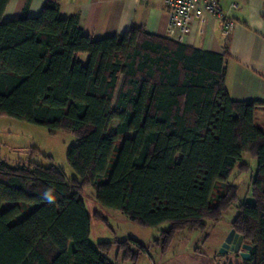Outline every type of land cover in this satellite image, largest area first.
I'll return each mask as SVG.
<instances>
[{
    "label": "trees",
    "instance_id": "1",
    "mask_svg": "<svg viewBox=\"0 0 264 264\" xmlns=\"http://www.w3.org/2000/svg\"><path fill=\"white\" fill-rule=\"evenodd\" d=\"M9 1L0 0V115L71 132L66 159L79 180L0 160V264H113V246L135 261L145 248L132 239L89 244L87 186L139 226L169 223L153 243L164 253L177 233L201 232L237 204L226 183L237 164L248 169L243 154L257 170L230 229L251 246L243 264H264V100L229 98L225 54L142 27L92 41L54 1L2 22Z\"/></svg>",
    "mask_w": 264,
    "mask_h": 264
},
{
    "label": "crops",
    "instance_id": "2",
    "mask_svg": "<svg viewBox=\"0 0 264 264\" xmlns=\"http://www.w3.org/2000/svg\"><path fill=\"white\" fill-rule=\"evenodd\" d=\"M47 1L58 4L60 18L78 16L83 34L92 41L118 36L138 27L167 37L163 0H10L1 21H11L23 14L36 17ZM218 2L234 22L232 30L224 34L222 22L207 14L201 21L189 24L184 45L225 54L224 85L232 101H263L264 0ZM79 59L85 64L87 57L81 55Z\"/></svg>",
    "mask_w": 264,
    "mask_h": 264
},
{
    "label": "rangeland",
    "instance_id": "3",
    "mask_svg": "<svg viewBox=\"0 0 264 264\" xmlns=\"http://www.w3.org/2000/svg\"><path fill=\"white\" fill-rule=\"evenodd\" d=\"M75 142L71 132L49 131L0 115V160L10 167L31 162L60 169L67 181L79 180L66 159L67 151ZM241 161L247 164L248 169L242 172L245 166L239 169L237 164L226 183L237 188V204L224 212L218 222L207 221L201 232L177 233L164 253L153 243L159 239L161 232L169 229V223L156 228L139 226L121 212L101 207L95 200L92 186L83 188L80 198L91 215L89 244L95 247L99 243H121L132 239L145 248L135 261H123L122 253H118L113 246L107 257L113 264H243L238 255L226 257L218 254L222 239L237 214L236 205L251 201L250 181L256 173L257 161L247 154L242 155ZM224 184L217 185L212 202L222 193ZM95 211L105 220L93 216Z\"/></svg>",
    "mask_w": 264,
    "mask_h": 264
},
{
    "label": "built area",
    "instance_id": "4",
    "mask_svg": "<svg viewBox=\"0 0 264 264\" xmlns=\"http://www.w3.org/2000/svg\"><path fill=\"white\" fill-rule=\"evenodd\" d=\"M166 12V34L169 39L184 44L189 24L211 15L222 22L224 34L230 32L234 22L221 9L218 0H163ZM236 8V5H231Z\"/></svg>",
    "mask_w": 264,
    "mask_h": 264
},
{
    "label": "water",
    "instance_id": "5",
    "mask_svg": "<svg viewBox=\"0 0 264 264\" xmlns=\"http://www.w3.org/2000/svg\"><path fill=\"white\" fill-rule=\"evenodd\" d=\"M251 246L243 240V236L230 229L223 239L218 250L219 255L227 253L238 254L243 261H249Z\"/></svg>",
    "mask_w": 264,
    "mask_h": 264
},
{
    "label": "flooded vegetation",
    "instance_id": "6",
    "mask_svg": "<svg viewBox=\"0 0 264 264\" xmlns=\"http://www.w3.org/2000/svg\"><path fill=\"white\" fill-rule=\"evenodd\" d=\"M225 238V237H224ZM223 241V240H222ZM222 243V242H221ZM221 245V244H220ZM238 255V254H235V253H227V254H225V255ZM239 256V255H238Z\"/></svg>",
    "mask_w": 264,
    "mask_h": 264
}]
</instances>
